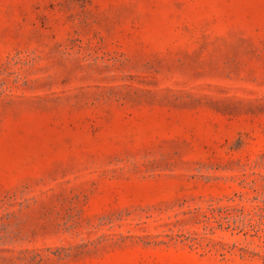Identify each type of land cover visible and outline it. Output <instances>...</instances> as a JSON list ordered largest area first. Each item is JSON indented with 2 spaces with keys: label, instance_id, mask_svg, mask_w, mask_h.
I'll return each instance as SVG.
<instances>
[{
  "label": "rangeland",
  "instance_id": "rangeland-1",
  "mask_svg": "<svg viewBox=\"0 0 264 264\" xmlns=\"http://www.w3.org/2000/svg\"><path fill=\"white\" fill-rule=\"evenodd\" d=\"M0 264H264V0H0Z\"/></svg>",
  "mask_w": 264,
  "mask_h": 264
}]
</instances>
